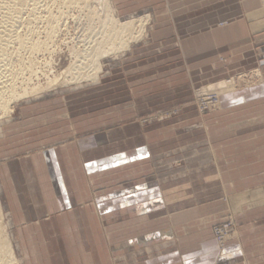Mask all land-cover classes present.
<instances>
[{"label":"rangeland","instance_id":"374dc122","mask_svg":"<svg viewBox=\"0 0 264 264\" xmlns=\"http://www.w3.org/2000/svg\"><path fill=\"white\" fill-rule=\"evenodd\" d=\"M112 2L123 22L151 17L146 37L105 60L98 83L22 100L0 124V200L16 256L21 264H246L251 251L250 264H264L263 89L222 111L206 91L235 79L241 98L258 83L254 72L264 73V37L240 25L259 16V1ZM34 7L16 13L17 31L42 27L29 23ZM74 33L60 43L71 47ZM62 50L59 72L69 65Z\"/></svg>","mask_w":264,"mask_h":264},{"label":"bare ground","instance_id":"6f19581e","mask_svg":"<svg viewBox=\"0 0 264 264\" xmlns=\"http://www.w3.org/2000/svg\"><path fill=\"white\" fill-rule=\"evenodd\" d=\"M47 1L0 0V9L5 10L0 15V124L11 118L14 105L22 100L38 98L58 87L98 83L105 60L121 57L133 44L142 41L151 19L150 16L132 17L123 22L112 0H55V7H46L44 16L42 12L36 13L44 8L40 4ZM30 4L35 7L29 23L37 22L42 27L37 32L36 27L26 28L28 33L17 31L16 25L22 23V18L16 13L22 14ZM72 31L75 32L72 46L64 42L67 39L60 43ZM63 45L68 48L69 65L59 72L58 57L62 55ZM254 73L259 80L256 84L263 83V74ZM236 88L237 80L229 79L211 85L206 91L216 97V107L220 110L221 96ZM3 219L0 200V264H21Z\"/></svg>","mask_w":264,"mask_h":264},{"label":"crops","instance_id":"0c3cea01","mask_svg":"<svg viewBox=\"0 0 264 264\" xmlns=\"http://www.w3.org/2000/svg\"><path fill=\"white\" fill-rule=\"evenodd\" d=\"M256 1H259V3H260L259 7H260L261 10L258 11L259 16L257 15L256 17H252V18H250L248 20L247 19H243L240 25L245 30L246 29V24L248 23V25L250 26V28H248V29H250L249 33H250L251 37H258V36L264 37V12H263L264 8H263L260 0H244V3H247V2L252 3V2H256ZM234 24H236V23H233L231 25V28L233 27ZM258 71H260L263 74V77H264V73L262 72V70H258ZM253 87H257V88L263 89V90H258L259 91V97H261L264 94V88H263L264 87V82L260 83V84H256L255 86H252L250 88H247L246 89V91H247L246 93H248V94L247 95H243L241 98L237 97V95L240 92V90H234L233 92H231V93H229L227 95H224V96H222L220 98V102H221L220 110L221 111L223 110V103L231 102V100H236V102L233 103L232 105L238 104L237 102H239V103L243 102V103H245L244 105H246L247 102L250 101V100H248L250 96L254 95V96L258 97V95H255V92H253V89L256 90V88H253ZM224 98L225 99H229V100H224ZM238 100H241V101H238ZM213 154H215V157L217 158L216 151H213ZM228 200H229V195L225 193V199L223 200V204L226 205V207L229 206L228 205ZM209 220L210 219H207V221H209ZM260 245L262 247V251L259 252L258 256L264 257V241L263 240L260 242ZM228 246L226 248H228ZM252 249L253 248H251L250 250H252ZM242 250H244V247H242ZM242 252H244V251H242ZM255 255H257V254H255L254 252H251V251H248V253H246V255H245V252H244L243 253V257L245 259V263L246 264H250V261L248 259H251L252 257H255Z\"/></svg>","mask_w":264,"mask_h":264},{"label":"built area","instance_id":"2783aa9c","mask_svg":"<svg viewBox=\"0 0 264 264\" xmlns=\"http://www.w3.org/2000/svg\"><path fill=\"white\" fill-rule=\"evenodd\" d=\"M228 229H229V227H228L227 229H225V230H224V232H227V231H228ZM222 239H223V237H222Z\"/></svg>","mask_w":264,"mask_h":264}]
</instances>
